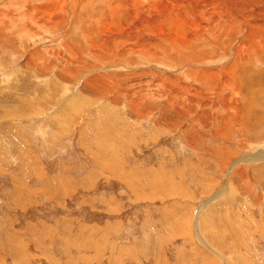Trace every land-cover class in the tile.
Returning a JSON list of instances; mask_svg holds the SVG:
<instances>
[{
    "label": "rangeland",
    "instance_id": "374dc122",
    "mask_svg": "<svg viewBox=\"0 0 264 264\" xmlns=\"http://www.w3.org/2000/svg\"><path fill=\"white\" fill-rule=\"evenodd\" d=\"M117 1L0 0V264H264L263 18Z\"/></svg>",
    "mask_w": 264,
    "mask_h": 264
},
{
    "label": "bare ground",
    "instance_id": "6f19581e",
    "mask_svg": "<svg viewBox=\"0 0 264 264\" xmlns=\"http://www.w3.org/2000/svg\"><path fill=\"white\" fill-rule=\"evenodd\" d=\"M53 1V9H56L61 11L60 13L64 14V12L67 10V4L68 1L67 0H52ZM72 1V0H71ZM74 1V0H73ZM78 1V0H77ZM245 0H217V3H214V4H211V5H198L196 7H190L189 9H186L185 7L183 8H179V7H176V8H173V17L174 16H177V15H183L185 17H187L188 19H191L193 20L195 23L190 26V30H195L193 31L196 35H197V31H199L201 29V25L200 23H204L205 27H211L213 30L215 29L217 32L219 30H221L222 28L226 30L227 32V36H228V39H229V36H231V34L233 32H239L241 31L240 27H241V24L244 23V20H246L248 17H251V16H248L245 14V12L243 11V13H238L240 11V9L242 8V5H243V2ZM263 1L264 0H261V3L256 1V0H246L245 1V8H246V12L247 13H253L255 11L258 12V15L256 16L257 18H263V20L259 21L258 25H255L253 26V22L250 21V23L245 27V29L243 30L241 36L239 38L240 39V43L239 46L235 49L237 51V54H235L232 59L230 60V65L228 67H233L235 64H239V63H242L244 61H246L247 59L243 58L241 59V56L242 55H250L252 53L250 52H255V51H258V53L264 51V6H263ZM118 3H120L121 7H123L122 5H124L125 8L123 9H126L128 6H129V3L132 2L133 4V7L134 8H138V9H143L144 6L142 7H139L138 6V3L141 2V0H121V1H117ZM82 3V2H81ZM242 3V4H241ZM156 4V3H155ZM79 5V4H78ZM140 5V4H139ZM163 5V4H162ZM51 6V7H52ZM148 7H151V5H148ZM236 7L235 9V12H237L236 10H238L237 14H235L234 12L231 11V9H233L232 7ZM55 7V8H54ZM38 8V7H37ZM40 8V7H39ZM72 8V7H71ZM165 8V7H164ZM36 9V8H35ZM34 9V10H35ZM226 9V11L224 10ZM33 10V11H34ZM72 10V9H71ZM131 10V9H130ZM134 10V9H133ZM150 10V9H149ZM27 11V10H26ZM32 11V12H33ZM49 11L48 10V7L47 9H45V12ZM137 11V10H136ZM140 11V10H139ZM44 10H41L38 11L36 13V15L38 16H34L33 19L34 20H39L41 18H46L48 16V14L46 13L45 14ZM58 12V11H57ZM133 12V11H132ZM28 13L25 12L24 13V16L27 17V15L29 14H26ZM51 13V12H49ZM121 13V11H120ZM128 13V12H127ZM130 13V11H129ZM135 13V12H134ZM200 13V14H199ZM34 14V13H33ZM196 14H199V15H196ZM65 15V14H64ZM134 15V14H133ZM137 15V14H136ZM31 16V15H30ZM54 16H57V15H54ZM128 16V14H127ZM140 16V14H139ZM138 16V17H139ZM169 16V14H168ZM50 18V14L48 16ZM118 16H116L114 13L112 14V19L115 20ZM135 17V16H134ZM58 18V17H57ZM136 18V17H135ZM252 18V17H251ZM53 19H56V17H53ZM125 19V18H124ZM139 19V18H138ZM137 19V20H138ZM176 19V18H175ZM254 19V17H253ZM47 20V19H46ZM51 20H52V15H51ZM130 20V19H129ZM134 20V18H133ZM146 20V19H145ZM144 20V21H145ZM251 20V19H250ZM54 21V20H53ZM131 21V20H130ZM141 21V20H140ZM170 21V20H169ZM148 22V21H147ZM258 22V20H257ZM54 24V22H52ZM125 23V22H124ZM139 23V22H138ZM160 24V23H159ZM135 25V24H134ZM163 25V24H162ZM129 26V25H128ZM138 26V25H137ZM133 27V26H132ZM135 27V26H134ZM140 27V26H139ZM138 27V28H139ZM155 27V26H154ZM141 28V27H140ZM139 28V30H140ZM199 28V29H198ZM243 28V27H242ZM133 29L135 28H130L129 27V31H132ZM142 29V28H141ZM159 29V28H158ZM198 29V30H197ZM138 30V29H137ZM136 30V32H138ZM207 30V29H206ZM125 31V29H124ZM142 31V30H141ZM140 32V31H139ZM151 32V31H150ZM213 32V31H212ZM133 33V32H132ZM162 33V32H161ZM171 33V32H170ZM126 34V33H125ZM134 34V33H133ZM210 40V39H209ZM145 43V42H144ZM130 44V43H129ZM94 48V47H93ZM136 48V46H135ZM134 48V49H135ZM102 49V48H101ZM137 49V48H136ZM135 49V50H136ZM148 50V49H146ZM154 50V49H153ZM242 50H248V52L246 51H242ZM138 51V50H137ZM150 51V49L148 50V52ZM263 53V52H262ZM247 56V57H248ZM204 68V67H203ZM214 69V68H213ZM205 71V70H204ZM221 71V69H220ZM207 72V71H206ZM202 73V75L200 76L201 78H204V74L205 76H207V79L205 80H201V81H205V82H209L210 85H211V88L213 86V84H215L214 80L211 81V75L215 74V78H216V73L214 72H211V71H208V72H211V73ZM223 72V71H222ZM207 74V75H206ZM211 74V75H210ZM213 78V79H215ZM229 79V78H228ZM226 80V81H233L234 84H233V88H234V91H236L235 88H237V83H236V80ZM198 82V81H197ZM228 83V82H227ZM229 84H232V83H229ZM201 86V84H200ZM172 88V87H171ZM213 88H215L213 86ZM185 89V88H184ZM237 91H238V88H237ZM180 92V91H179ZM182 92V91H181ZM188 92V91H187ZM190 92V91H189ZM216 93V92H215ZM214 93V94H215ZM227 93V92H226ZM196 94V93H195ZM193 94V95H195ZM229 96V95H228ZM226 97V96H225ZM219 98V97H218ZM226 99L229 101H231L232 99L231 98H225V101ZM231 99V100H230ZM224 101V100H223ZM237 106V105H236ZM239 106V105H238ZM234 108V107H233ZM230 115V114H229Z\"/></svg>",
    "mask_w": 264,
    "mask_h": 264
}]
</instances>
